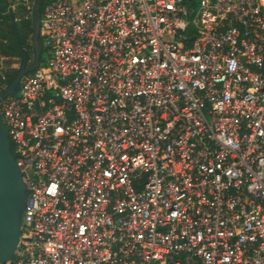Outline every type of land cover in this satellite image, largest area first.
<instances>
[{
  "label": "built area",
  "instance_id": "1",
  "mask_svg": "<svg viewBox=\"0 0 264 264\" xmlns=\"http://www.w3.org/2000/svg\"><path fill=\"white\" fill-rule=\"evenodd\" d=\"M40 24L0 101L27 190L0 264H264V0H49Z\"/></svg>",
  "mask_w": 264,
  "mask_h": 264
},
{
  "label": "water",
  "instance_id": "2",
  "mask_svg": "<svg viewBox=\"0 0 264 264\" xmlns=\"http://www.w3.org/2000/svg\"><path fill=\"white\" fill-rule=\"evenodd\" d=\"M32 11L34 62L31 66L25 67L27 55L22 44L18 41L20 61L17 73L13 81L0 91V101L7 96L16 94L22 77L35 70L39 65V58L42 54V42L39 40L41 26L40 18L37 15L36 0H34ZM10 13L12 23L14 28H16V16L13 9H10ZM23 176L24 174L20 172L11 151L10 138L0 115V263L14 259L15 250L20 239L22 216L27 198Z\"/></svg>",
  "mask_w": 264,
  "mask_h": 264
},
{
  "label": "trees",
  "instance_id": "3",
  "mask_svg": "<svg viewBox=\"0 0 264 264\" xmlns=\"http://www.w3.org/2000/svg\"><path fill=\"white\" fill-rule=\"evenodd\" d=\"M49 0H36L37 15L41 19L44 6ZM10 9H13L16 18V28L12 23ZM33 32L32 14L26 13L21 4V0H0V57L6 59L5 63L10 64L13 61L20 60L18 50V41L27 55L32 51L31 36ZM41 39L43 33L41 31ZM4 61H0L2 65ZM44 63H42L43 65ZM1 67V66H0ZM17 68L0 69V77L4 76L6 85H9L15 78Z\"/></svg>",
  "mask_w": 264,
  "mask_h": 264
},
{
  "label": "flooded vegetation",
  "instance_id": "4",
  "mask_svg": "<svg viewBox=\"0 0 264 264\" xmlns=\"http://www.w3.org/2000/svg\"><path fill=\"white\" fill-rule=\"evenodd\" d=\"M40 26H41V24H40ZM40 35H41V31H40V33H39V40L42 42V39H41V37H40ZM31 46H32V51H31V54H30V56H28L27 57V62H26V65H25V67H29V66H31L32 64H33V58H34V56H33V54H34V48H33V41H32V36H31ZM43 52H45L44 51V47H43V44H42V54H41V57L39 58V65H38V67L40 66V65H42V63H44V61L46 60L45 58H43ZM20 61V60H19ZM37 67V68H38ZM32 72V71H31ZM30 73V72H29ZM28 74V73H27Z\"/></svg>",
  "mask_w": 264,
  "mask_h": 264
},
{
  "label": "rangeland",
  "instance_id": "5",
  "mask_svg": "<svg viewBox=\"0 0 264 264\" xmlns=\"http://www.w3.org/2000/svg\"><path fill=\"white\" fill-rule=\"evenodd\" d=\"M16 20H18V18H16ZM30 54H31V52H30ZM43 58H45V59L47 58V54H46L45 52H43ZM17 60H18V59H17ZM17 60L13 61V62L10 63V64H6V63H5L6 59H5L4 57H0V61H4V63H2V65H0V66H1V68H2L3 70H5V69H7V68H17L18 65H19V62H18Z\"/></svg>",
  "mask_w": 264,
  "mask_h": 264
}]
</instances>
